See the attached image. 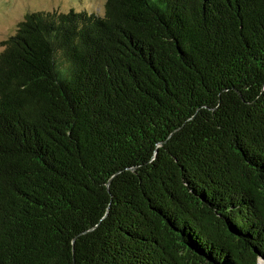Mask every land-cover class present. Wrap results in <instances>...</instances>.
I'll return each mask as SVG.
<instances>
[{"label":"trees","instance_id":"trees-1","mask_svg":"<svg viewBox=\"0 0 264 264\" xmlns=\"http://www.w3.org/2000/svg\"><path fill=\"white\" fill-rule=\"evenodd\" d=\"M69 3L3 42L0 264H264V0Z\"/></svg>","mask_w":264,"mask_h":264},{"label":"rangeland","instance_id":"rangeland-1","mask_svg":"<svg viewBox=\"0 0 264 264\" xmlns=\"http://www.w3.org/2000/svg\"><path fill=\"white\" fill-rule=\"evenodd\" d=\"M70 0H0V54L3 42L14 35L28 12L35 10H67ZM82 4L89 12L102 13L105 0H86ZM89 2H91L89 4Z\"/></svg>","mask_w":264,"mask_h":264}]
</instances>
